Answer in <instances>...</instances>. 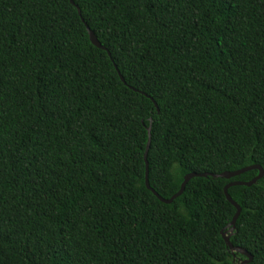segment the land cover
Segmentation results:
<instances>
[{
	"label": "trees",
	"instance_id": "1",
	"mask_svg": "<svg viewBox=\"0 0 264 264\" xmlns=\"http://www.w3.org/2000/svg\"><path fill=\"white\" fill-rule=\"evenodd\" d=\"M73 1L0 0V264L245 261L260 171L212 176L264 170V0ZM148 146L163 199L208 177L163 203Z\"/></svg>",
	"mask_w": 264,
	"mask_h": 264
},
{
	"label": "water",
	"instance_id": "2",
	"mask_svg": "<svg viewBox=\"0 0 264 264\" xmlns=\"http://www.w3.org/2000/svg\"><path fill=\"white\" fill-rule=\"evenodd\" d=\"M71 3L75 5L74 1L71 0ZM79 11V14H81L80 10L78 9ZM88 30V33H89V37H90V40L91 42L93 43V45H95L96 47L100 48V49H103V50H106L102 45L101 43L98 41L97 37L95 36V34L89 29L87 28ZM107 51V50H106ZM108 52V55L111 56V54ZM121 79L123 80V78L121 77ZM124 81V80H123ZM151 131V130H149ZM150 146V145H149ZM149 146L147 148V152H146V155H145V158H146V166H147V173H146V186L147 188L160 200L162 201L163 203L165 204H172L178 197H180L185 189H186V186L187 184L193 179V178H207L208 175L206 174H203V175H199V174H191V175H188L185 177L184 179V183L181 187V190L180 192L175 195L173 198H171L170 200H165L163 199L161 196H159L158 193H156L151 187H150V183H149V166H148V161H147V156H148V150H149ZM251 170H258L260 171V174L259 176L253 180L252 182L250 183H241V182H236V183H233L229 186L226 187L225 189V194H226V197L228 199V201L237 209V214L235 215L233 221L231 222V224L229 225L230 227V235L228 236L227 234H223V238L227 244V246L229 247V249L232 251V253L235 255L236 253H239L240 255L246 257V260L245 261H240V264H250L253 260V257L251 255H249L245 250L241 249V248H235L230 239H231V236L233 235L234 231L236 230V223H237V220L240 216V213H241V208L237 205V203H235L233 201V199L231 198V196L229 195V189L232 188V187H235V186H253L255 184H257V182L259 180H261L262 178H264V170L261 168V167H258V166H255V167H250V168H247V169H244V170H241V171H238V172H235V173H225V174H222L220 176H212L214 178H225V179H231V178H234V177H237V176H240L246 172H249Z\"/></svg>",
	"mask_w": 264,
	"mask_h": 264
},
{
	"label": "rangeland",
	"instance_id": "3",
	"mask_svg": "<svg viewBox=\"0 0 264 264\" xmlns=\"http://www.w3.org/2000/svg\"><path fill=\"white\" fill-rule=\"evenodd\" d=\"M237 264H240V262L237 261Z\"/></svg>",
	"mask_w": 264,
	"mask_h": 264
}]
</instances>
